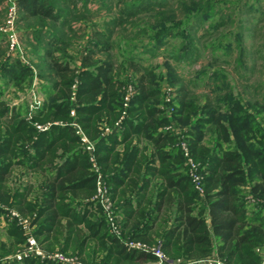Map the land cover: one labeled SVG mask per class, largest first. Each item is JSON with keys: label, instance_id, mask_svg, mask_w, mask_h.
<instances>
[{"label": "trees", "instance_id": "16d2710c", "mask_svg": "<svg viewBox=\"0 0 264 264\" xmlns=\"http://www.w3.org/2000/svg\"><path fill=\"white\" fill-rule=\"evenodd\" d=\"M155 1L133 0L120 7L104 30L95 22L77 71L72 66L73 58L67 56L71 45L64 36L74 32L70 16L75 15L73 20L80 18L76 15L78 0H17L23 22L32 18L51 20L53 28H24L25 33L40 41L44 54L39 75L48 80L40 84L46 100L31 120L27 118V100L12 107L1 97L10 85L31 83L33 70L19 58L7 57L0 47V202L6 205L0 208V223L9 219L8 208L17 209L31 220L33 234L41 246L76 254L89 264H142L155 260L151 254L129 249L109 231L102 207L94 198L96 164L116 211L123 216L125 238L160 244L174 260H197L216 253L227 264H262L264 133L261 127L252 126L257 123L253 114L231 106L237 103L231 94L209 95L197 107L183 85L167 104L178 108L175 114L181 117L188 118L187 111L202 112L192 122L183 119L190 127L181 137L167 129L171 121L159 107L167 101L157 75L130 56L133 52H117L123 45L120 34L128 31L127 25H133L138 15L169 5ZM3 2L0 0V5ZM61 2H69L73 9L57 8ZM186 20L171 19L173 24L156 26L148 42L136 35L140 41L134 42L132 49L151 43V39L158 41L174 33L184 35L181 29ZM55 25L60 30L54 29ZM188 28L194 29L191 25ZM56 52L63 55L57 56ZM118 54L124 56L123 61H118ZM194 56V50L184 46L176 60ZM127 70L134 74L131 83L135 95L122 117L129 81L123 73ZM223 104L230 105L227 118L217 116ZM256 105L264 114V101ZM73 108L75 116L71 115ZM36 122L51 125L39 130ZM73 122L94 144V160ZM210 125L212 131L207 129ZM107 128L111 130L106 132ZM207 134L210 144L205 143ZM183 141L203 171V195L194 187L181 147ZM16 167L42 178L40 193H34L32 184L23 191H13L9 181ZM7 227L8 237L15 240L9 245L0 241V258L26 244L17 220H10ZM0 264L59 263L29 257Z\"/></svg>", "mask_w": 264, "mask_h": 264}, {"label": "rangeland", "instance_id": "374dc122", "mask_svg": "<svg viewBox=\"0 0 264 264\" xmlns=\"http://www.w3.org/2000/svg\"><path fill=\"white\" fill-rule=\"evenodd\" d=\"M132 1L93 0L85 3L78 0L76 8L79 9V13L76 15L80 18L73 20L75 15L70 16L74 32L71 31L64 36V40L71 45L66 51L68 55H64L73 58V68L77 71L80 68V58L86 52L88 35L94 31L95 22L103 30L109 28L107 24L118 15L119 8ZM156 2L159 5H169L154 13L145 12L138 15L134 19L136 22L133 25H127L128 31L124 30L120 34L123 36L121 43L123 45L121 48H117V52L129 55L133 52L130 56L146 68L153 70L157 75V80L161 82L163 96L167 101L166 103L162 102L159 107L164 109L165 114L169 116L171 130L183 137L185 130L190 127L185 124L183 119H190L192 122L202 112L201 109L187 111L188 118L181 117L179 114H175L178 108L175 110L174 106L167 104L171 101V97H177V90L184 85L190 100L197 103V107L203 105L209 95L231 94L237 98V103H230L231 106H239L241 110L251 112L257 122L252 126L255 128L259 126L264 131V114L259 113V109L256 107L257 102L264 101V0H157ZM12 3H15L17 7L16 28L21 46L34 69L31 67L33 70L31 83H16L4 89L1 100L10 106L18 101L25 102L26 100L30 104V101H33L32 89L37 91L39 86L40 90L39 83H48V80L39 75L41 72L39 64L42 63L44 54L39 45L40 41L34 35L25 33L24 28L26 26L33 29L53 28L51 20L43 21L41 18H32L27 23L23 22L17 0H4L3 5H0L2 8L0 12V47L4 48L7 57L16 59L9 51L7 35L3 30L8 20V8ZM57 8L73 9V5L69 2H61ZM179 18L188 19L181 29L184 35L174 33L171 36H164L158 41L151 39V43H145L143 46L140 45L138 48L132 49V44L140 41L136 35L148 42L147 37L150 34L151 38L154 37L153 29L156 26L158 28L162 24L163 26L173 24L175 21H171V19ZM189 25L194 27L193 31L189 30ZM56 26L58 25H55L54 29L60 30V27ZM66 31H70L68 27ZM175 32H179L178 29ZM184 46L191 47L197 56L177 61L176 57L181 54ZM56 54L57 56L63 55L62 52H56ZM118 56V61H123L124 56H120V54ZM123 75L124 79L129 80L128 86L133 85L131 83L133 82L131 78L134 75L133 72L127 70ZM37 92L41 93V90ZM43 94L44 92L41 93V97L45 101L46 97L42 96ZM168 98L170 101L167 100ZM223 106L222 112L217 116L227 118L230 116L228 111L230 105L223 104ZM27 118L29 119V117ZM211 127L212 125L207 129H211ZM263 131L261 133H264ZM206 138L209 144L212 143L210 134H207ZM10 220L12 219L5 220L7 225ZM5 221L0 223V241L5 240L9 245L15 239L8 237V227L4 225ZM18 248L21 249L22 246L18 245ZM56 250L61 249L57 248ZM13 254L3 256L0 258V262L10 261ZM213 255L221 258L216 253Z\"/></svg>", "mask_w": 264, "mask_h": 264}, {"label": "built area", "instance_id": "2783aa9c", "mask_svg": "<svg viewBox=\"0 0 264 264\" xmlns=\"http://www.w3.org/2000/svg\"><path fill=\"white\" fill-rule=\"evenodd\" d=\"M8 20L3 30L7 35L8 47L10 53L22 60L24 64L29 65L34 69L31 63L27 60L25 56V51L23 50L20 42L19 33L16 28L17 20V7L15 3L8 8ZM36 83V82H35ZM34 83V84H35ZM76 87V85L74 86ZM126 94L124 100L125 110L123 112L124 117L126 115V108H128L132 97L135 95V87L133 85H127ZM32 98L33 101L30 105V112L28 114L29 119H32L36 110L43 104L44 99L41 97L37 91L32 89ZM170 101V98L167 99ZM75 109L71 110V115L75 116ZM39 130H46L49 128L51 123L40 124L35 123ZM119 122H117V125ZM73 125L76 127V132L81 135L82 140L84 141L87 150L91 153V160H94V144L87 138V136L82 132L81 127L73 122ZM168 130H171V127H167ZM184 155L187 158V164L189 166L190 176L192 178L195 189L203 195L204 190V174L200 169V164L194 160L191 155L190 148L186 141H183L181 144ZM95 171L98 173L97 179V194L95 199L98 204L102 207L103 213L106 216L108 223L109 231L118 237L129 249L139 250L146 254H151L155 256V260H150L143 262L142 264H227L225 260L218 258L214 255L207 256L205 258L197 260H184L178 258L177 260L171 259V257L166 253L160 244H148L142 240H136L131 238L124 237L123 230V219L122 216L116 211L115 203L112 200L108 186L106 185L105 178L100 168L95 164ZM6 207L3 203L0 202V208ZM9 209V208H8ZM7 217L10 219L17 220L18 224L22 227L24 235L26 237V244L19 250H17L10 258V261H23L29 257H38L41 260H48L59 264H89L78 255L64 252L61 250H47L41 246L33 234L34 227L31 224V220L27 217L22 216L17 210L9 209ZM264 264V261L263 263Z\"/></svg>", "mask_w": 264, "mask_h": 264}, {"label": "crops", "instance_id": "0c3cea01", "mask_svg": "<svg viewBox=\"0 0 264 264\" xmlns=\"http://www.w3.org/2000/svg\"><path fill=\"white\" fill-rule=\"evenodd\" d=\"M40 84L41 83H39V85ZM40 90H39V86H38L37 91H40ZM42 92L43 91H41V93ZM37 93L41 96V93H39V92H37ZM44 94L42 96L46 97V94L45 95ZM31 97H32V95H31ZM30 102H32V100ZM17 103H13L11 106L12 107L19 106L21 103H23V101H20V102L18 101ZM30 105H31V103L29 104V107H28L29 112H30ZM29 112H28V114H29ZM27 117H28V115H27ZM48 123H50V122H48ZM45 124H47V123H45ZM110 130H111V128H107L106 132H108ZM206 139H205V143L209 144L208 140H206ZM27 172H28V170L24 169L23 167H16L15 168V171H14V173L11 176V179L9 181V184L12 187L13 191H15L18 188H20V190L23 191V188L26 185L32 184L35 186V188L33 189L34 193H35V191H38L40 193L41 192L40 184L42 183V178L37 173H33L32 171H30L28 173ZM122 219H123V216H122ZM4 221L5 220H3V222ZM4 225L5 226L7 225L6 221H5Z\"/></svg>", "mask_w": 264, "mask_h": 264}]
</instances>
